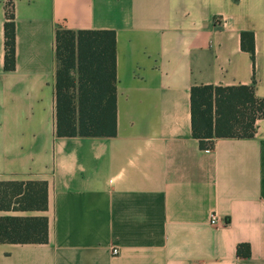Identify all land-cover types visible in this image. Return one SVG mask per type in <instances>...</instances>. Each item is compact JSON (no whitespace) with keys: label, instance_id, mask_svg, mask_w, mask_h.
Segmentation results:
<instances>
[{"label":"crops","instance_id":"0c3cea01","mask_svg":"<svg viewBox=\"0 0 264 264\" xmlns=\"http://www.w3.org/2000/svg\"><path fill=\"white\" fill-rule=\"evenodd\" d=\"M56 29L114 32L113 136H56ZM250 84L264 97V0H0V182L46 187L45 210L0 216L47 220L0 264H264V118L210 148L190 133L191 86Z\"/></svg>","mask_w":264,"mask_h":264},{"label":"trees","instance_id":"16d2710c","mask_svg":"<svg viewBox=\"0 0 264 264\" xmlns=\"http://www.w3.org/2000/svg\"><path fill=\"white\" fill-rule=\"evenodd\" d=\"M3 23V69L14 66V24L10 9ZM240 46L252 53V35L240 33ZM55 134L113 136L115 134V54L112 30L54 31ZM190 133L200 148H210L218 137H250L255 121L264 118V97L252 85H193L189 88ZM42 181L0 182V210H45ZM43 216H0V242L43 243ZM236 255H248L238 244Z\"/></svg>","mask_w":264,"mask_h":264},{"label":"built area","instance_id":"2783aa9c","mask_svg":"<svg viewBox=\"0 0 264 264\" xmlns=\"http://www.w3.org/2000/svg\"><path fill=\"white\" fill-rule=\"evenodd\" d=\"M216 222H217V217H216V214L215 213H210V215H209V223L210 224H216ZM117 252V250L116 249H112L111 250V253L112 254H114V253H116Z\"/></svg>","mask_w":264,"mask_h":264}]
</instances>
